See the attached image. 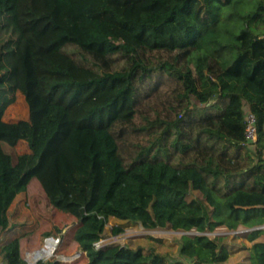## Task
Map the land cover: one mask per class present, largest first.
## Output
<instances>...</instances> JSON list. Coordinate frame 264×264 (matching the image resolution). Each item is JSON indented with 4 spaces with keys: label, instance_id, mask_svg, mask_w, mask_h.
<instances>
[{
    "label": "trees",
    "instance_id": "16d2710c",
    "mask_svg": "<svg viewBox=\"0 0 264 264\" xmlns=\"http://www.w3.org/2000/svg\"><path fill=\"white\" fill-rule=\"evenodd\" d=\"M236 2L0 0V233L35 178L76 220L82 254L70 263L222 264V236L204 233L242 225L251 244L241 264H264V229L254 228L264 224V0L237 13L232 31L218 10ZM16 91L28 119L8 121ZM246 103L255 149L244 138ZM109 217L192 233L175 259L97 246ZM0 264H26L21 236L0 244Z\"/></svg>",
    "mask_w": 264,
    "mask_h": 264
},
{
    "label": "rangeland",
    "instance_id": "374dc122",
    "mask_svg": "<svg viewBox=\"0 0 264 264\" xmlns=\"http://www.w3.org/2000/svg\"><path fill=\"white\" fill-rule=\"evenodd\" d=\"M257 1L237 0L235 6L221 7L218 10L220 26L223 28L225 26L229 30L235 31L239 26V21L235 19V15L254 9ZM225 34L230 37V32H225ZM28 115L29 110L25 98L20 91H16L15 100L6 108L3 118L8 121L26 120ZM26 148V143L23 141L15 146L14 150L17 153H22ZM6 150L11 152L10 148H6ZM192 195H197V192H192ZM15 202H17V206H14ZM7 215L10 220V226L0 233V244L6 239L21 236V249L24 260L31 261L28 254L38 252L44 238L54 235L61 237L56 249L55 258L57 260L61 261L62 264H86L83 258L70 263L63 257L71 256L78 250L77 245L71 239L72 228L76 220L71 215L48 203L35 178L29 181L24 191L15 196L7 210ZM115 224L122 225L124 231L117 235H112L110 227ZM262 228L264 229V224ZM248 230L250 229L242 225H239L236 230H228L221 225L213 231H206L204 234L210 238L217 234L222 236L221 242L227 252V258L222 264H241L247 262V247L251 244V242L242 237L241 233ZM104 232L105 237L101 239L100 246L108 243H120L132 248L142 246L145 249L165 253L171 259L180 258L178 249L181 235L192 233L183 230H173L169 227L147 229L138 223L123 221L115 217L108 218ZM157 239H161V241ZM259 239L264 240V231L259 236ZM38 259H40V256L31 262Z\"/></svg>",
    "mask_w": 264,
    "mask_h": 264
},
{
    "label": "built area",
    "instance_id": "2783aa9c",
    "mask_svg": "<svg viewBox=\"0 0 264 264\" xmlns=\"http://www.w3.org/2000/svg\"><path fill=\"white\" fill-rule=\"evenodd\" d=\"M244 120H245V128H244V138L246 143L248 144L249 148L255 149L256 148V142H257V126H256V117L255 114L251 111L249 108L248 103L244 105ZM61 240L60 236H46L43 240L42 246L40 247V250L46 249L47 252L40 255V258L43 259H50L52 257H55L56 255V249ZM101 240L96 243L97 246H100ZM50 245V247H48ZM50 248V249H49ZM49 249V250H48ZM82 254V251L78 249L75 251L74 254L71 256H63L68 261H72L76 258H79ZM26 264H32L34 262H30L29 260H24Z\"/></svg>",
    "mask_w": 264,
    "mask_h": 264
},
{
    "label": "bare ground",
    "instance_id": "6f19581e",
    "mask_svg": "<svg viewBox=\"0 0 264 264\" xmlns=\"http://www.w3.org/2000/svg\"><path fill=\"white\" fill-rule=\"evenodd\" d=\"M144 230V229H143ZM143 230H139V231H143ZM136 232V231H135ZM48 247H50V245H48ZM50 249V248H49ZM48 249V250H49ZM45 252H47V248L46 249H43V250H39L38 252H34L33 254H28V257H29V259L31 260V261H33L36 257H38V256H40V255H42V254H44ZM30 261V262H31Z\"/></svg>",
    "mask_w": 264,
    "mask_h": 264
},
{
    "label": "crops",
    "instance_id": "0c3cea01",
    "mask_svg": "<svg viewBox=\"0 0 264 264\" xmlns=\"http://www.w3.org/2000/svg\"><path fill=\"white\" fill-rule=\"evenodd\" d=\"M194 192H197V195H195V196H200V193H199L198 191H194ZM19 193H21V192H19ZM17 195H18V194H17ZM192 196H194V195L190 194L189 198H191ZM14 206H17V202H15ZM77 248H78V247H77ZM31 263H32V262H31Z\"/></svg>",
    "mask_w": 264,
    "mask_h": 264
},
{
    "label": "water",
    "instance_id": "95a60500",
    "mask_svg": "<svg viewBox=\"0 0 264 264\" xmlns=\"http://www.w3.org/2000/svg\"><path fill=\"white\" fill-rule=\"evenodd\" d=\"M263 227V225H261V226H258V227H256V228H262ZM189 233H191V232H189Z\"/></svg>",
    "mask_w": 264,
    "mask_h": 264
}]
</instances>
